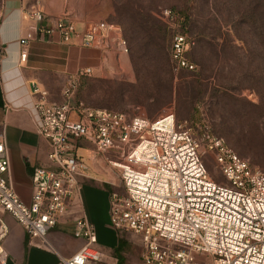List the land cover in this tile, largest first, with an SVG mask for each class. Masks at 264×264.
I'll use <instances>...</instances> for the list:
<instances>
[{"label":"built area","instance_id":"1","mask_svg":"<svg viewBox=\"0 0 264 264\" xmlns=\"http://www.w3.org/2000/svg\"><path fill=\"white\" fill-rule=\"evenodd\" d=\"M176 19L172 10L162 17L172 27ZM32 20L36 25L27 42L58 35L63 43L79 40L82 47L106 55L112 49L129 54L116 25L97 23L79 32L75 22L53 20L39 10ZM194 45L184 35L174 37L172 61L177 69L195 70L186 57ZM26 57L23 53L22 61ZM95 74L93 68H85L71 75L57 103L35 85L39 134L48 142L50 165L34 169L32 200L26 205L8 177L10 157L0 138V209L11 214L32 240L49 247V233L71 213L80 178L89 171L79 155L82 143L88 142L99 155L116 156L108 163L118 171L122 191L110 195V225L118 234L141 237L143 264H264V171L209 130L194 135L172 112L149 120L88 107L77 94L80 80ZM209 152L225 176L223 185L209 176L202 161ZM74 221V237L85 245L61 264H103L93 224L85 215ZM7 235L8 227L0 219V264L8 261L3 248Z\"/></svg>","mask_w":264,"mask_h":264},{"label":"rangeland","instance_id":"2","mask_svg":"<svg viewBox=\"0 0 264 264\" xmlns=\"http://www.w3.org/2000/svg\"><path fill=\"white\" fill-rule=\"evenodd\" d=\"M101 1L107 6L104 21L122 29L131 52L123 55L125 59L117 55L112 75L90 77L80 92L81 100L93 109L149 120L172 112L178 122L186 123L199 136L209 130L253 167L264 171V50L252 28L240 21L242 1ZM167 10L191 17L188 32L197 38L190 39L195 42L189 52L194 71L177 69L170 58L167 65L161 52L143 56V36L135 28L136 20L140 15H149L163 29L162 17ZM146 68L151 69L149 73ZM251 72L258 78L251 79ZM101 156L116 159L112 152ZM202 161L216 183H226L212 152L204 155ZM119 235L126 241L122 264H143L141 237L129 232Z\"/></svg>","mask_w":264,"mask_h":264},{"label":"crops","instance_id":"3","mask_svg":"<svg viewBox=\"0 0 264 264\" xmlns=\"http://www.w3.org/2000/svg\"><path fill=\"white\" fill-rule=\"evenodd\" d=\"M106 8L101 0H0V138L10 157L8 177L26 205L32 200L34 169L50 165L48 142L39 134L35 85L48 92L51 102H61L71 75L93 68L95 77H108L117 67V55L125 59L115 49L106 55L100 49L82 47L79 40L63 43L58 35L27 42L36 25L32 14L39 10L53 20L64 18L75 22L79 32H87L97 23H107ZM79 155L89 171L80 178L71 213L49 233V247L32 240L11 214L0 209V219L8 227L3 241L7 264H61L77 254L85 245L74 237V220L79 215H85L96 229L103 264H117L120 238L110 225V195L122 191L119 173L88 142L82 143Z\"/></svg>","mask_w":264,"mask_h":264},{"label":"trees","instance_id":"4","mask_svg":"<svg viewBox=\"0 0 264 264\" xmlns=\"http://www.w3.org/2000/svg\"><path fill=\"white\" fill-rule=\"evenodd\" d=\"M243 4V10L240 15V21L242 23H245L249 25L253 32L255 33V36L257 37L259 45L264 50V10L263 0H241ZM176 16V25L172 27L169 24L164 23L163 29L160 28L152 18L147 16H139V18L135 22V28L139 33L143 36V45H140L143 51V56H152L153 51L161 52L163 55H165V60L168 65V59L170 58L172 61V43L173 39L176 35H184L189 40L193 39L197 41V38H192L189 30V23H190V16L184 12L174 11L172 10ZM263 19V20H262ZM111 24V23H109ZM114 25V24H113ZM176 27V28H175ZM124 36V35H123ZM126 42L129 45V53L131 52V46L129 41L124 37ZM191 50V49H190ZM187 52L186 57L189 59V52ZM173 63V61H172ZM194 64L193 62H191ZM174 64V63H173ZM175 65V64H174ZM195 65V64H194ZM196 69V67H195ZM147 73L150 72L151 69H145ZM194 71V70H193ZM252 73V72H251ZM155 79L158 77V74H156ZM251 79L255 80V78H258L255 73H252L250 76ZM91 78H82L80 80L79 90L77 94V100L82 101L80 97V92L83 91V89L86 87V85L90 82ZM141 78H138L140 80ZM153 80L152 86H154V83L156 80ZM158 80H161L158 78ZM259 80V79H258ZM257 80V81H258ZM223 88H228V85H220ZM172 93V92H171ZM171 97V94H170ZM171 100V99H170ZM170 102V101H169ZM112 111V110H110ZM178 122V121H177ZM180 123V122H179ZM192 130V129H191ZM193 132V131H192ZM194 135L199 136L198 133L193 132ZM119 245L115 251V258L117 260V264L123 263V255H125L126 250V241L123 240L122 235H119Z\"/></svg>","mask_w":264,"mask_h":264}]
</instances>
